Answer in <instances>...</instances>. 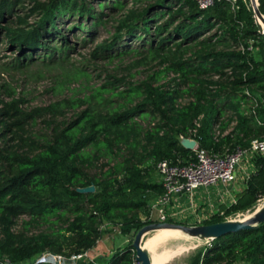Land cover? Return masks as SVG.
<instances>
[{"label": "trees", "instance_id": "1", "mask_svg": "<svg viewBox=\"0 0 264 264\" xmlns=\"http://www.w3.org/2000/svg\"><path fill=\"white\" fill-rule=\"evenodd\" d=\"M33 1L31 13L39 17L29 23L28 15L14 13L20 0H0V33L4 31L20 52L13 61L16 67L34 58L61 59L70 48L60 31L61 17H78L68 31L103 23L102 12L95 13L88 0ZM138 1L131 0L113 41L101 45L99 52L106 54L124 36L144 40L149 51L167 47L161 72H172L171 81L155 84L150 76L128 83L122 91L115 90L121 79L115 85L106 83L103 88L111 85L110 94L122 102L105 111L89 106L67 125L52 118L62 103L70 104L68 100L31 111H23L14 100L0 109V130L12 133L9 140L15 141L4 140L0 145V264H57L37 257L47 251L68 257L91 250L105 224L127 233L157 221L139 218L140 211L148 214L149 210L145 200L139 199L147 191H155L156 196L163 192L161 183L146 180L157 161L184 162L193 155L180 143V136L194 138L214 151L264 140V110L258 97L264 96V43L242 0L237 1L236 10L232 0H215L206 9L194 0H147L143 6ZM260 2L264 9V0ZM127 3L112 0L111 7L120 10ZM98 5L104 8L101 0ZM12 16L18 25L10 21ZM83 19L90 20V26ZM215 28L210 36L200 38ZM53 38L63 43L51 47L48 41ZM249 40L258 47V58L247 49ZM220 42H228L230 48L219 49ZM184 95L188 100L178 101ZM254 103L255 114L251 112ZM42 115L52 117L46 121L54 123L50 132L23 135L24 126ZM102 157L109 160L108 168L90 174L88 170ZM253 165L235 202L220 205L222 215L213 214L206 224L223 221L224 216L245 211L264 198V152L253 158ZM89 185L94 186L91 193L76 190ZM21 216L26 217L21 228L13 230ZM42 224L47 225L45 229L30 230ZM202 253L206 264L239 259L264 264V221L214 238L189 264H198ZM133 258L130 243L106 264H130Z\"/></svg>", "mask_w": 264, "mask_h": 264}, {"label": "rangeland", "instance_id": "2", "mask_svg": "<svg viewBox=\"0 0 264 264\" xmlns=\"http://www.w3.org/2000/svg\"><path fill=\"white\" fill-rule=\"evenodd\" d=\"M88 1L91 3V8L95 13L102 12L103 23L89 27V29L87 28L83 31H68L67 27L78 17H61L59 20L61 22L60 31L67 38L70 47L67 52L62 54L61 59H52L53 61H51L49 59L42 60L41 57L34 58L26 61V64L16 67L13 65V61L20 55V52L16 47L11 46L4 35V31L0 33V109L4 103H11L14 100L17 101L18 107L23 111L46 107L52 103L63 102L64 100L71 101L67 106L62 103L59 113H56L53 118L49 115H42L34 122L27 123L24 126L23 135L41 136L48 134L54 123L47 125L46 121L51 118L55 123L67 125L75 120L82 110L89 106L93 109L105 111L107 108L118 105L122 101L118 96L113 97L110 94V91H113L112 86L108 85L106 89L103 88V85L106 83L110 82L112 85L118 83L116 79H121L122 82L119 83L118 88L115 90L122 91L127 89L128 83H139L150 76H153L152 79L155 84L166 83L175 77L172 72H161L166 65L164 56L168 53L167 47L161 50L154 51L151 49L149 51L147 50L148 45L143 42L144 40L136 38L130 40L129 37L124 36L114 48L107 52L108 54L99 52L101 45L113 41L112 39L118 30L119 21L124 17L126 9L131 7V4H129L131 0H128V3L120 10L111 7L112 0H101L104 8L98 5V0ZM237 1L233 5L235 10L239 7ZM242 2L250 11L254 24L257 26L256 13L252 10L249 1L242 0ZM145 3H147V0H139L137 5L143 6ZM34 4L33 0H20L14 6L15 15L22 17L28 15L25 20L29 23L37 21L39 17L37 13H31ZM260 4V0H257L256 8L259 13L264 15V9L261 8ZM10 21H13V25L19 24L14 16L10 18ZM83 23L90 26V20L83 19ZM215 31L216 28L200 36V38L210 36ZM62 43L63 41L60 38H53L48 41V45L51 47H59ZM170 44H168L169 47H171ZM227 44L228 42H220L217 47L219 49H229L230 46ZM253 46V53L258 58L260 56L259 49L256 45ZM109 54L110 56H108ZM99 88L101 89V93L96 92ZM258 97L264 110V96L258 95ZM187 100V95L181 96L178 99L180 102H186ZM11 137L12 133H3L0 130V145L4 143V140H9ZM13 142L15 141L9 140L10 144H13ZM108 161L106 157H102L88 172L95 175L100 174L108 168ZM149 172L146 178L148 182L161 183L160 174L155 168H152ZM244 187L245 185L242 184L241 188L243 189ZM157 198L158 195L156 196L155 191H147L141 199L136 197V199L145 200L147 204L146 210L147 208L149 209L148 214L142 211L139 212L141 220H147L149 211L154 206ZM263 200L264 198L259 199L256 204L245 211L224 216L223 220H235L243 214L254 213L263 204ZM187 218L184 221H174L167 216V221L171 220L170 222L181 223L187 226H197L195 225L196 223H187ZM23 219H26V217L21 216L16 220L13 230L21 228ZM206 222L199 225H204ZM45 226L47 225L42 224L31 227L30 230L37 232L45 229ZM102 229L104 230L102 237L96 243L92 254H90L91 260L85 264H106L113 253L132 243L136 233L134 230L121 233L118 226L113 224L108 226L105 224L102 226ZM177 230L179 231L175 233L176 235L170 234L159 239L155 246L157 252L165 250L176 251L182 245H188L189 248L166 257L158 264H189L198 251H203L209 242H212L210 238L191 235V233L178 228ZM157 231L158 229L146 233L142 239V246L146 240L156 235ZM147 251L151 255L150 250L147 249ZM238 261L241 264H249L243 259H239Z\"/></svg>", "mask_w": 264, "mask_h": 264}, {"label": "built area", "instance_id": "3", "mask_svg": "<svg viewBox=\"0 0 264 264\" xmlns=\"http://www.w3.org/2000/svg\"><path fill=\"white\" fill-rule=\"evenodd\" d=\"M194 1L200 9H206L215 2V0ZM232 1L235 2L236 0ZM254 2L257 7V0H254ZM249 3L254 13H256L251 1H249ZM248 43L247 49L253 51L254 46L252 41L249 40ZM245 92L248 93V91ZM255 108L256 104L251 106V112L253 114H255ZM192 151L193 155L184 162H173L168 159H162L156 162L155 168L160 174L163 192L156 199L154 206L151 207L147 220L156 219L157 221L155 222H164L167 221V216L174 218L176 215L171 212L169 208L171 202L181 199L184 195L191 200L194 196V192L199 188L222 185L226 187L227 191L228 186L239 178L246 183L250 174L254 171L253 158L264 152V140L257 138L252 139L247 146H236L235 149L231 151L226 148L222 151H214L201 147L197 141ZM234 202L235 197L230 203L224 204L230 205ZM190 206L192 205L190 204ZM215 213L222 214L217 208L212 214L206 215L204 218L197 221L195 225L203 224V222L210 220ZM153 215L155 216L153 217ZM210 244L211 242H209L208 245ZM90 256V250L71 254L68 257L47 251L40 254L37 260L50 258L57 264H85L91 260ZM130 264H139V262L133 258ZM198 264H206L203 260V253ZM221 264H241V262L236 261L233 263Z\"/></svg>", "mask_w": 264, "mask_h": 264}, {"label": "water", "instance_id": "4", "mask_svg": "<svg viewBox=\"0 0 264 264\" xmlns=\"http://www.w3.org/2000/svg\"><path fill=\"white\" fill-rule=\"evenodd\" d=\"M249 1H251V4L255 9V12H258L254 0H249ZM256 24H257L256 31L262 36L264 43V29H261L257 21ZM179 139L183 147L191 150L194 148V146L197 143L196 139L190 137L180 136ZM76 190L80 193H91L94 191V186L89 185L85 187H78ZM262 221H264V200L261 210L257 213H254V215L248 219L223 220L220 222L197 225V226H187L181 223L167 222V221L151 222L139 228L135 233V236L131 243L134 251V259L138 261L139 264H151V257L149 255V252L147 251L146 248L142 246L141 243L146 233L153 230H157L159 228H178L186 232H189L193 235L214 239L223 236L227 233L237 231L239 229L255 227L258 223Z\"/></svg>", "mask_w": 264, "mask_h": 264}, {"label": "crops", "instance_id": "5", "mask_svg": "<svg viewBox=\"0 0 264 264\" xmlns=\"http://www.w3.org/2000/svg\"><path fill=\"white\" fill-rule=\"evenodd\" d=\"M242 184L245 185L242 179L239 178L228 186L227 191L225 186L217 185L214 187L199 188L194 192L191 200L184 195L181 199L171 202L169 207L170 211L176 215L172 219L174 221H184L188 217L187 223H196L206 215L212 214L217 208L219 209L220 205L230 203L236 194L242 190ZM93 249L90 250V254H92Z\"/></svg>", "mask_w": 264, "mask_h": 264}, {"label": "bare ground", "instance_id": "6", "mask_svg": "<svg viewBox=\"0 0 264 264\" xmlns=\"http://www.w3.org/2000/svg\"><path fill=\"white\" fill-rule=\"evenodd\" d=\"M256 21L259 24V26L261 27V29H264V15H262L259 12H256ZM262 206H263V204L254 213L259 212L261 210ZM254 213L243 214V215H241L240 218H237V219H239V220L248 219L251 216H253ZM178 231L179 230H177V228H159L156 235H154L153 237H151V238H149L148 240L145 241L143 247H145V248L150 250L151 264H158V263L162 262L166 257H168V256H170V255H172V254H174L176 252H179L181 250H185V249L189 248L188 245H182V246H179L176 251L165 250V251H162V252H157L155 246H156L157 242L159 241V239L164 237V236H168L170 234L178 233ZM189 245H190V243H189Z\"/></svg>", "mask_w": 264, "mask_h": 264}]
</instances>
